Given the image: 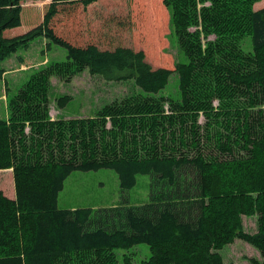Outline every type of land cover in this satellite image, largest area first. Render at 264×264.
Masks as SVG:
<instances>
[{"label":"trees","instance_id":"obj_1","mask_svg":"<svg viewBox=\"0 0 264 264\" xmlns=\"http://www.w3.org/2000/svg\"><path fill=\"white\" fill-rule=\"evenodd\" d=\"M30 1L37 0H0V61L39 36L62 46L67 58L34 70L0 118V169L11 168L14 187L11 198L0 189V264H118L115 249L137 243L150 248L139 264H233L219 250L237 237L259 251L249 264H264V6L133 0L144 4V26L152 27V57L107 35L109 13L114 29L124 22L105 4L125 0H50L40 23L17 32L23 7L39 9ZM164 7L186 58L173 69L159 49ZM134 21L141 24L139 16ZM245 36L252 51L240 46ZM85 69L107 81L131 79L144 94L113 100L91 117L52 118L50 78L70 81ZM173 73L177 100L158 94ZM102 167L117 172L124 190L137 174H151L149 199L58 207L72 171ZM243 215L256 217V231L244 229Z\"/></svg>","mask_w":264,"mask_h":264},{"label":"rangeland","instance_id":"obj_2","mask_svg":"<svg viewBox=\"0 0 264 264\" xmlns=\"http://www.w3.org/2000/svg\"><path fill=\"white\" fill-rule=\"evenodd\" d=\"M49 1L50 0L30 1L34 4H39V6H37L39 7L37 12L36 7L32 5L23 7L20 14L21 24L17 27V29H19L17 32H25L29 30L30 27L40 23L42 20L41 16ZM134 4L135 6H133V0H125L122 4L118 3L116 5L114 3L105 4V11L108 13L109 11L119 13L118 18H121L119 20L121 22L123 20L124 22L122 24L123 26H120L119 29H114L113 25L111 26V14L109 13L107 22L108 25L110 24V30L107 35L116 36L117 39L112 41L114 44L124 43L126 45H133L135 48L142 47L146 50L148 55L155 57L156 51L151 45L153 41L151 37L152 27L146 28L144 26L146 21L145 10L143 8L144 4L139 3L138 7H136V3ZM119 6H121V8ZM253 6L254 8L264 6V0L256 1ZM72 10L76 11L77 8H72ZM64 11H67V9ZM35 12L38 21L36 23L34 22L36 20L34 15ZM135 16H139L143 26L140 23L135 24ZM164 23L165 28L162 30L163 41L159 49L168 58L170 62L168 66L173 69L174 63L177 60L186 62V58L181 50L178 49L175 37L169 34L168 11ZM27 24H30V27H26ZM145 31H150L149 37H147ZM65 33L67 36L70 34L66 29ZM6 34L10 35V33ZM211 38H213V36H211ZM47 42L45 37H36L31 40L28 47H19L10 57L0 61V67L9 70L4 77H0V118H4L5 114L8 113V109H6L8 97L16 93L17 89L26 82L34 70L43 66L46 61L58 62L66 60L67 53L62 46L58 44L55 45L54 43L47 46ZM112 42L110 45H112ZM110 45L106 47H110ZM240 46L245 51H252L250 37L245 36ZM20 56L25 59L22 63H20L18 59ZM50 80L51 85L48 94L50 100V115L52 118L91 117L94 116L101 107L113 100L122 99L126 97V95L144 94V91L137 88L131 79L125 81H107L102 78L100 74H90L88 69L73 75L72 78L69 79L70 81L62 80L55 76H52ZM65 94L71 96V98L65 105L58 107L55 104V99ZM158 94L177 100L179 97L178 75L175 73L171 74L167 84ZM217 104L218 101L214 100L213 105L217 106ZM168 111V104H165V112ZM199 114L197 124L202 127L205 118L201 112ZM207 146L211 147V144ZM150 181L151 174H137L136 184L130 187V189L124 190L120 187L117 172L111 168L102 167L99 169H89L87 171L76 169L72 171L64 181V188L57 198L58 207L64 209L112 206L119 203L123 196L127 197L129 204H142L149 199ZM0 189H2L7 197H13L14 187L11 169L0 170ZM242 217L244 229L248 232L256 231V217L253 215H249V217L243 215ZM219 252L224 262L230 261L233 264H249V258H261L259 251L252 244L238 237L234 239L233 242L224 245ZM115 253L118 264H125L122 258L123 254H127L131 257L132 262L139 264L141 260L146 259L150 255V248H148L146 243H137L126 248H116Z\"/></svg>","mask_w":264,"mask_h":264},{"label":"crops","instance_id":"obj_3","mask_svg":"<svg viewBox=\"0 0 264 264\" xmlns=\"http://www.w3.org/2000/svg\"><path fill=\"white\" fill-rule=\"evenodd\" d=\"M19 59V61H20V63H22V62H24V58L22 57V56H20V58H18ZM3 70H4V72L2 73V75H1V78L2 77H4L5 75H6V73L9 71L8 69H5V68H3V67H1ZM15 69H17V68H15ZM19 69H22V68H19ZM7 116V113L5 114V117ZM4 117V118H5ZM11 169V168H10ZM0 170H4V169H0ZM14 196V195H13Z\"/></svg>","mask_w":264,"mask_h":264}]
</instances>
